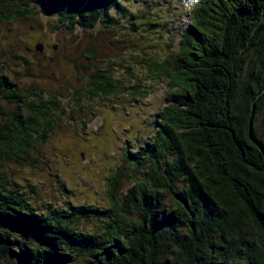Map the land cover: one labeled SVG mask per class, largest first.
Instances as JSON below:
<instances>
[{"label":"trees","instance_id":"16d2710c","mask_svg":"<svg viewBox=\"0 0 264 264\" xmlns=\"http://www.w3.org/2000/svg\"><path fill=\"white\" fill-rule=\"evenodd\" d=\"M172 2L168 28L155 8ZM32 4L70 29L111 30L121 18L131 34L141 19L160 27L166 57L145 62L154 86L119 89L97 67L89 93L122 90L133 104L161 82L167 103L135 153L123 141L128 167L108 169L105 205L69 194L57 205L8 170L34 164L63 121L59 94L0 74V264H264V0H0V23L34 16ZM81 112L87 128L95 117Z\"/></svg>","mask_w":264,"mask_h":264},{"label":"rangeland","instance_id":"374dc122","mask_svg":"<svg viewBox=\"0 0 264 264\" xmlns=\"http://www.w3.org/2000/svg\"><path fill=\"white\" fill-rule=\"evenodd\" d=\"M144 6L142 1L128 5L132 13L140 12ZM30 8L34 16L0 23V65L4 67L0 74L9 75L21 87L59 94L62 111L57 117H63V121L56 126L49 141L39 147L33 156L34 164L10 162L8 171L21 184L27 186V180L34 186L37 194L32 192L31 195L42 201L53 200L62 205L69 194L68 198L77 204L105 205L104 181L108 169L128 167L125 152L120 147L125 139H130L129 151L135 153V147L145 140L153 125L150 115L167 103L166 85L160 82L156 86L158 91L149 98L141 97L130 104L129 94L122 90L107 96H91L92 75L99 67L111 75L119 89L136 84H140L141 90L154 86L155 81L147 78L150 69L145 62L152 57H166V48L160 40L163 32L160 27L141 19L137 30L131 34L123 26L128 27V21L122 18L111 30L104 24L92 30L79 25L70 29L67 23L61 24L41 6L32 4ZM184 8L186 13L181 25L188 19ZM155 10L162 17L158 23L169 28L178 5L172 2L170 10L166 4ZM100 31L103 32L98 33ZM122 37L127 41L121 43ZM39 42L44 44L43 51L35 53L31 49ZM247 67L245 65V69ZM128 68L134 73L133 77L128 75ZM1 107L7 113L13 110L9 103H2ZM82 109L87 117H95L87 128L84 124L89 120L81 116ZM260 128L264 129L263 123ZM59 182H63L69 192H65Z\"/></svg>","mask_w":264,"mask_h":264},{"label":"water","instance_id":"95a60500","mask_svg":"<svg viewBox=\"0 0 264 264\" xmlns=\"http://www.w3.org/2000/svg\"><path fill=\"white\" fill-rule=\"evenodd\" d=\"M35 48L37 51L42 52L44 48V44L42 42H39L36 44ZM53 48L57 49V45H54Z\"/></svg>","mask_w":264,"mask_h":264}]
</instances>
